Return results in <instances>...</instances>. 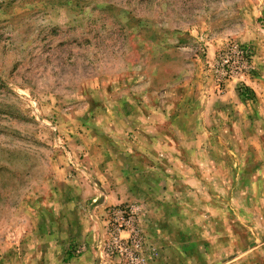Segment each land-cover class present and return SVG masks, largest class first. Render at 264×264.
Instances as JSON below:
<instances>
[{
  "label": "rangeland",
  "instance_id": "1",
  "mask_svg": "<svg viewBox=\"0 0 264 264\" xmlns=\"http://www.w3.org/2000/svg\"><path fill=\"white\" fill-rule=\"evenodd\" d=\"M0 264H264V0H0Z\"/></svg>",
  "mask_w": 264,
  "mask_h": 264
},
{
  "label": "built area",
  "instance_id": "2",
  "mask_svg": "<svg viewBox=\"0 0 264 264\" xmlns=\"http://www.w3.org/2000/svg\"><path fill=\"white\" fill-rule=\"evenodd\" d=\"M253 58V47L237 41H231L219 50L214 64L219 89L227 80L249 75L253 68Z\"/></svg>",
  "mask_w": 264,
  "mask_h": 264
}]
</instances>
